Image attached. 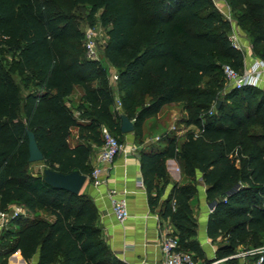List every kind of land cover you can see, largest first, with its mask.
<instances>
[{
    "label": "trees",
    "instance_id": "16d2710c",
    "mask_svg": "<svg viewBox=\"0 0 264 264\" xmlns=\"http://www.w3.org/2000/svg\"><path fill=\"white\" fill-rule=\"evenodd\" d=\"M225 1L264 61V0ZM81 6H88L90 23L98 13L106 28L100 50L116 73L121 114L133 121L134 134L142 137L147 119L178 102L195 127L181 143L172 136L162 149L139 150L151 209L167 185L164 162L175 159L188 176L201 174L206 198L214 202L207 233L226 237L223 254H234L239 244L263 246L264 91L225 89L221 66L241 71L243 53L231 44V21L212 0H0V56L13 57L7 70L0 65V211L18 204L34 215L17 216L0 230V264L17 251L26 262L37 256L35 264H123L104 240L90 196L52 187L42 172L28 170V131L44 167L78 171L89 180L101 127L123 142L106 69L87 57L73 13ZM13 73L30 85L23 96ZM74 88L86 104L76 108L78 115L69 102ZM194 193V184L174 183L159 214L177 229L179 250L200 254Z\"/></svg>",
    "mask_w": 264,
    "mask_h": 264
},
{
    "label": "crops",
    "instance_id": "0c3cea01",
    "mask_svg": "<svg viewBox=\"0 0 264 264\" xmlns=\"http://www.w3.org/2000/svg\"><path fill=\"white\" fill-rule=\"evenodd\" d=\"M212 1L223 15L230 14L229 6L225 0ZM231 25V32L237 35L241 45L243 53L241 70H243L249 67L258 57L255 56L247 35L233 20H231ZM259 88L264 91V85ZM164 106L156 117L150 119H159ZM173 118V114H169L166 121L168 120V122L172 123ZM153 128L155 129V127ZM123 136L125 140L123 146L136 145L138 147L137 153L117 155L105 174L104 183L95 186L91 180L87 179L88 181H85L81 189V192L87 194L93 200L99 213L104 240L112 253L123 264H163V255L159 247L160 239L166 231H170L173 234L178 231L168 218L161 217L159 211L164 208L165 202L169 199L174 183L179 185L194 184L195 193L190 200V206L196 223V239L201 250L200 254L192 252L197 264H248L249 259L240 255L243 251L242 244L237 246L234 254L226 255L223 254L221 249L226 243V237L220 235L211 238L208 236L207 223L212 209L209 208L210 201L206 198V186L199 172H196L194 177L188 176L182 171L177 160H165L167 185L161 192L157 206L151 209L144 184L140 187L137 181L139 178L142 180L138 152L145 147L149 148L152 144H146V142L144 143L141 140L142 142L137 145L133 142L131 135ZM183 139L184 136L178 143H181ZM166 142L157 149H162ZM97 150L98 147L93 146V151L90 155L92 166L95 163ZM110 188L117 189L126 199L128 217L123 222H118L112 214L107 195V191ZM17 206L20 205L17 204ZM23 211L26 217H34L33 214H29L26 210L23 209ZM36 261L37 256H34L29 262H26L17 251L9 256L7 264H35Z\"/></svg>",
    "mask_w": 264,
    "mask_h": 264
},
{
    "label": "built area",
    "instance_id": "2783aa9c",
    "mask_svg": "<svg viewBox=\"0 0 264 264\" xmlns=\"http://www.w3.org/2000/svg\"><path fill=\"white\" fill-rule=\"evenodd\" d=\"M231 21L230 14L224 15ZM229 40L231 44L241 50L238 37L235 33L230 32ZM84 47L88 58L95 59V43L92 39L90 30L84 32ZM222 74L225 83L230 88L240 89L244 86L261 87L264 85V61L255 59L254 62L247 68L241 71L234 69L231 65L225 63L221 66ZM116 73L112 75V80L116 81ZM114 107L119 109L121 107L118 98H115ZM102 144L98 147L95 155V163L92 166L90 173V180L98 186L105 181V174L112 165L114 159L119 154L137 153L138 147L131 145L124 147L117 139L111 135L106 127H101ZM138 186H142L141 178L137 181ZM112 214L118 222H123L128 217L126 199L115 188H110L107 191ZM24 215L23 208L15 206L11 211H0V230L4 228L8 222L17 217ZM159 247L163 255V264H197L193 259L192 254L178 249V238L170 231H166L161 237ZM240 255L248 258V264H264V245L254 248H249L242 251Z\"/></svg>",
    "mask_w": 264,
    "mask_h": 264
},
{
    "label": "rangeland",
    "instance_id": "374dc122",
    "mask_svg": "<svg viewBox=\"0 0 264 264\" xmlns=\"http://www.w3.org/2000/svg\"><path fill=\"white\" fill-rule=\"evenodd\" d=\"M87 10H88V6H81L79 8H76L73 11V13L79 21V25H80L81 30L83 32H85L86 30H90V32L92 34V39L95 43V50H96L95 59L100 60L103 67L106 69L107 76H108V85L111 87V89L115 95V98H118L117 86L115 84L116 81L112 80V75L115 72L112 70L109 63L104 59L103 54L100 50V47L102 46V44L104 43V41L106 39V28H104L100 25L99 20H98V13L94 16L93 22L90 23L86 19ZM12 61H13V57L11 55L0 56V65L5 70L8 69V67H9V65H11ZM21 77L22 76L17 74V73H13V75H12V78L14 79V81L17 83V85L20 88L21 96H23L26 93L27 89L30 87V85H28V86L23 85L20 82ZM224 87H225V89H230V87L226 83L224 84ZM80 96H81V91L79 88H74L72 94L69 96L70 106L74 110L75 115H78L76 108L79 105H81V103H83L81 101ZM83 104L86 105L85 103H83ZM113 110H115L116 113L121 114L120 108L116 109L115 107H113ZM169 114H173L174 118L172 120V123L168 122V120L166 121ZM186 120H187V112L183 110L182 103L181 102L173 103V104H169V105L164 106V110L161 111V116L159 119H156V120L149 119L143 123L142 137L136 136L134 134V132L125 133L123 135H127V134L131 135L133 142L137 145L139 144V141L142 140L144 143L146 142V144H148V143L152 144L153 148L157 149V148L161 147L167 141V139L169 137L175 136L177 138L178 142H180L182 140L184 134L188 131V129L195 130L194 126L188 125L186 123ZM153 127H155V129ZM178 135H180V136H178ZM76 141H77V139H76V128H72L71 129V135L69 137V144L72 146L76 143ZM122 141H123L122 144H124V142H125L124 138ZM43 168H44V164L42 162L38 161V162L30 163L28 170L30 172H34V173L35 172L41 173ZM16 205L17 204H13L10 207L9 211L13 210ZM37 215L45 216V213L40 210V211H38ZM21 217L26 218L25 215H21ZM249 248H250V246H247V245L242 246L243 251L247 250Z\"/></svg>",
    "mask_w": 264,
    "mask_h": 264
},
{
    "label": "water",
    "instance_id": "95a60500",
    "mask_svg": "<svg viewBox=\"0 0 264 264\" xmlns=\"http://www.w3.org/2000/svg\"><path fill=\"white\" fill-rule=\"evenodd\" d=\"M120 131L122 134L134 131L133 121L130 120L125 114H120ZM27 146L28 161L30 163L43 160V155L37 146L34 136L29 131L27 132ZM42 177L44 181L52 187L64 189L73 194H78L87 180V176L78 171L64 174L48 167H44L42 169ZM224 197V194H220L217 199L223 200ZM213 206L214 202H210L209 208L212 209Z\"/></svg>",
    "mask_w": 264,
    "mask_h": 264
}]
</instances>
